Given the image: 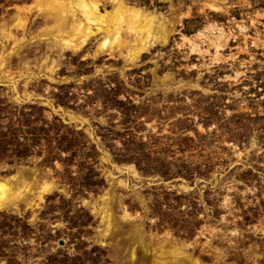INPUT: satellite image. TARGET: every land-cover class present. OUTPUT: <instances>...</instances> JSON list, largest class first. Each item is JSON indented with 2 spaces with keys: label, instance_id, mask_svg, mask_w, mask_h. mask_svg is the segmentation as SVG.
I'll use <instances>...</instances> for the list:
<instances>
[{
  "label": "rangeland",
  "instance_id": "1",
  "mask_svg": "<svg viewBox=\"0 0 264 264\" xmlns=\"http://www.w3.org/2000/svg\"><path fill=\"white\" fill-rule=\"evenodd\" d=\"M47 1L0 0V264H264V0H86L62 37Z\"/></svg>",
  "mask_w": 264,
  "mask_h": 264
},
{
  "label": "bare ground",
  "instance_id": "2",
  "mask_svg": "<svg viewBox=\"0 0 264 264\" xmlns=\"http://www.w3.org/2000/svg\"><path fill=\"white\" fill-rule=\"evenodd\" d=\"M82 2H79V0H48L46 2V5L44 6V9L47 13H49V15L51 17H54L56 19H58V23L56 25L53 26V29H55L58 33V35L60 37H62L63 33L66 30V26L69 22V17L70 15H74V9H76V6L79 5V11L85 13L86 15H88L89 20L91 21H95V15L92 11V9L89 7L88 2L86 0H81ZM94 8L95 10H98V6L96 4H94ZM124 10L126 11L127 15V21H126V17L119 19L118 21V25H114L112 27V30H109V34L111 35L113 32H116V36L114 38L113 41H111V39H106L104 41V46L107 44L109 45V47L112 48V46H121V45H125V43L122 41L121 42V38L119 33H121V31L127 32V33H131L136 31L137 32V22L140 20V10L134 8V7H130V6H125ZM152 21V20H150ZM81 23V22H80ZM80 23L78 24V26L80 25ZM80 30L81 35H84L83 31H85L82 26H79L78 28ZM144 32H146V36L145 37H141L140 40V46L138 47V52H141L145 49V47L147 46V43L149 42L150 39V27L148 26L147 29H143ZM85 39V38H84ZM84 39L82 41H84ZM70 41V39L68 40ZM67 41V42H68ZM6 193V188H2L1 189V194L2 196H4ZM134 230L140 235V238L142 240V248L145 250H149V248L151 249H155L154 247H150L149 245H147L141 235V232L137 226L134 227ZM160 250L163 249V246L159 247ZM152 252V251H151ZM162 253V252H161ZM164 253V252H163ZM169 253L170 256V260L168 261L169 264H187L185 259L180 258L181 257V251L179 248H174L172 250H169L166 254ZM164 255V254H163ZM153 264H163L165 263L164 260L159 261L158 257H153L152 258Z\"/></svg>",
  "mask_w": 264,
  "mask_h": 264
}]
</instances>
